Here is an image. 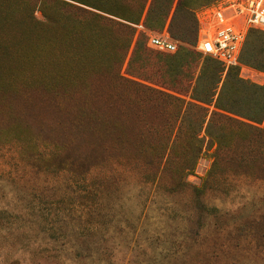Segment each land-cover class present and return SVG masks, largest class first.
Listing matches in <instances>:
<instances>
[{"label": "trees", "instance_id": "16d2710c", "mask_svg": "<svg viewBox=\"0 0 264 264\" xmlns=\"http://www.w3.org/2000/svg\"><path fill=\"white\" fill-rule=\"evenodd\" d=\"M47 1L0 0V64L17 62L41 104H54L58 138L64 137L52 141L55 158L77 168L100 165L104 179L110 178L102 188L106 198L115 165L140 169L170 192L188 186L196 195L228 193L242 177L264 180V83L241 78L238 66L225 72L194 48L196 41L175 53L147 46L145 33L133 24L153 25L157 0H74L119 19ZM165 1L160 19L168 21L172 9L192 12L209 0ZM37 6L42 19L34 15ZM69 8L80 16L71 19ZM241 64L264 72V30L250 31ZM198 65L194 77L190 67ZM100 67L115 68L112 82L101 89L89 81ZM90 139L84 147L81 141ZM206 153L210 168L200 186H189L187 177Z\"/></svg>", "mask_w": 264, "mask_h": 264}, {"label": "rangeland", "instance_id": "374dc122", "mask_svg": "<svg viewBox=\"0 0 264 264\" xmlns=\"http://www.w3.org/2000/svg\"><path fill=\"white\" fill-rule=\"evenodd\" d=\"M189 1L197 0L185 3ZM213 1L192 12L174 8L164 21L160 15L166 1L157 0L154 24L133 26L146 37L167 29L182 51L196 41L197 10ZM69 12L71 19L80 16L73 8ZM34 15L42 19L38 6ZM136 40L122 68L125 75ZM238 67L241 78L264 83L262 70ZM0 68V264H264V180L242 177L228 193L196 195L188 186L170 192L140 169L115 165L106 198L102 188L110 178L104 179L100 165L74 168L55 158L52 141L58 138L60 115L54 104H41L39 91L25 80L17 62L5 60ZM190 68L197 77L200 66ZM111 70L100 67L89 81L104 88L115 75ZM81 143L86 147L92 139ZM211 162L210 153L201 157L186 179L189 186H200Z\"/></svg>", "mask_w": 264, "mask_h": 264}, {"label": "built area", "instance_id": "2783aa9c", "mask_svg": "<svg viewBox=\"0 0 264 264\" xmlns=\"http://www.w3.org/2000/svg\"><path fill=\"white\" fill-rule=\"evenodd\" d=\"M198 24L195 49L221 63L226 69L240 66L251 30H264V0H215L196 12ZM147 45L157 51L175 53L178 43L167 29L149 32Z\"/></svg>", "mask_w": 264, "mask_h": 264}]
</instances>
